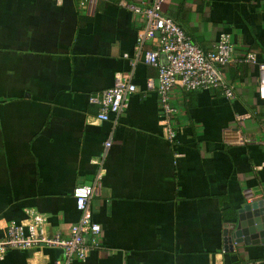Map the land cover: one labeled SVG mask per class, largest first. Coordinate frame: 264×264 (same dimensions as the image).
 Wrapping results in <instances>:
<instances>
[{"label":"crops","instance_id":"0c3cea01","mask_svg":"<svg viewBox=\"0 0 264 264\" xmlns=\"http://www.w3.org/2000/svg\"><path fill=\"white\" fill-rule=\"evenodd\" d=\"M124 1L151 0H0V236L10 220L36 214L47 233L69 234L79 217L73 188L99 173L90 199L99 245L68 264H264L260 234L227 239L238 208L252 201L246 190L264 198V0H162L202 49L221 31L234 44L221 66L232 97L217 86H173L172 139L157 68L136 47L142 19ZM248 52L256 62L239 60ZM117 72L130 73L135 90L102 120L89 95ZM57 259L62 249L44 245L0 254V264Z\"/></svg>","mask_w":264,"mask_h":264},{"label":"built area","instance_id":"2783aa9c","mask_svg":"<svg viewBox=\"0 0 264 264\" xmlns=\"http://www.w3.org/2000/svg\"><path fill=\"white\" fill-rule=\"evenodd\" d=\"M124 5L142 19L137 30L136 47L142 51L144 61L157 68L156 89L162 112L161 120L166 137L172 139L175 135L172 125L174 106L170 100L173 86L177 84L185 90L217 86L225 96L232 97V85L223 77L221 66L233 59L234 44L230 34L221 31L212 48L202 49L173 17L162 10V0L141 3L124 1ZM147 38H156L157 46L145 47L143 44ZM239 60L256 62L252 52ZM257 66L258 93L264 98V61L258 62ZM130 77L128 72H117L111 86L89 95V101L97 104L98 118L108 119L111 114L117 115L126 106L130 93L135 90ZM229 135L228 138L234 143L250 141V138L241 134ZM99 179L100 174L97 173L91 183L77 184L73 188L72 195L79 217L69 234L47 233L39 214L27 224L10 220L6 234L0 236V254L7 248L24 249L44 245L62 249L63 259L55 260L54 264H68L72 257L84 259L91 247L99 245L100 224L92 219L90 208V199L98 189ZM246 199H253L250 189L246 190Z\"/></svg>","mask_w":264,"mask_h":264},{"label":"water","instance_id":"95a60500","mask_svg":"<svg viewBox=\"0 0 264 264\" xmlns=\"http://www.w3.org/2000/svg\"><path fill=\"white\" fill-rule=\"evenodd\" d=\"M229 225V241L245 243L249 236L255 234L264 237V198L252 199L238 208L234 221Z\"/></svg>","mask_w":264,"mask_h":264}]
</instances>
